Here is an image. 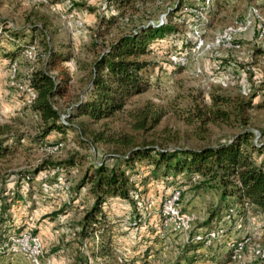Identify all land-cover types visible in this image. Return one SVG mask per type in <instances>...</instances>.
Listing matches in <instances>:
<instances>
[{"label": "rangeland", "instance_id": "obj_1", "mask_svg": "<svg viewBox=\"0 0 264 264\" xmlns=\"http://www.w3.org/2000/svg\"><path fill=\"white\" fill-rule=\"evenodd\" d=\"M202 2L134 0L121 10L109 5V0H0V125H8L13 138L20 137L22 143L14 154L0 159V196H10L7 213L13 222L0 242V264H31L20 252L24 244L20 239L25 233L42 242L40 264H131L146 247L151 250L146 257L148 264H174L190 239L206 229L219 235L212 240L214 249L204 243L199 252L211 257L232 241H244L240 261L231 264H264V260L254 259L253 254L257 247L264 248V212L249 210L238 216L220 203V192L199 191L194 184H172L150 178L142 186L140 182L148 179L151 171L144 162L127 168L139 192L133 195L134 205L113 199L103 208L106 219L115 226L110 255L97 256L98 236L94 232L84 236L81 233L80 223L93 203L91 183L81 182L94 165L104 163L110 167L116 154L129 151L130 146L120 140L127 137L132 145L145 142L167 149L215 146L242 132L233 115L237 98L245 100L255 94L252 103L264 104V55L253 56L255 47L264 49V40L246 37L238 41V47L205 52L197 59L200 73L192 59L185 67L170 61V55L184 52L190 46L187 21L195 17L193 10ZM180 3L181 9L174 13ZM250 4L263 8L264 0L206 3L209 13L205 38L211 40L224 27L241 19ZM170 12L179 35L175 39L156 40L149 47L150 53L144 59L153 62L155 68L150 75L151 88L146 93L130 99L124 113L105 124L79 118L75 120V130L64 134L50 132L42 147L31 144L30 139L42 135V123L28 99V80L31 73L42 68L47 46L55 52L69 53L71 58L65 64L71 79L69 92L55 99V106L67 115L72 105L87 95L90 67L98 55L120 36L139 26H153L161 16L168 19ZM114 15L118 16L117 21L107 24ZM15 32L18 39L12 42ZM31 46L35 53L32 58L24 53ZM16 47L20 51L14 61L3 56V52ZM236 69L244 71L241 81L236 79ZM218 97L230 102L215 105ZM147 106L163 114L160 122L152 130L133 129L136 121L131 115ZM217 108L231 112L233 117L227 121L212 120ZM247 115L253 141L264 144V106L248 110ZM93 132L113 137L117 143L93 142ZM80 134L93 144L94 154L80 140ZM58 141H62L58 151L45 149L44 145ZM254 157L258 162L264 161V152ZM27 175L32 179L30 182ZM174 189L182 190L180 214L194 217L183 232L174 230V221L165 224L160 213L164 199ZM64 205L68 209L59 213ZM195 264L213 263L202 260Z\"/></svg>", "mask_w": 264, "mask_h": 264}, {"label": "trees", "instance_id": "obj_2", "mask_svg": "<svg viewBox=\"0 0 264 264\" xmlns=\"http://www.w3.org/2000/svg\"><path fill=\"white\" fill-rule=\"evenodd\" d=\"M133 1L109 0L108 4L124 10ZM181 5V3L177 5L174 13L181 9ZM172 16L173 12L169 13L168 19L165 16V23L160 27H137L120 36L102 51L91 64L87 95L80 97L72 105L67 112L65 123L60 121L61 112L55 106V99L65 97L69 92L71 79L65 64L71 58L69 53L55 52L47 46L45 49L47 57L42 68L30 75V86L37 94L31 107L42 123V135L30 139L31 144L42 147L43 139L50 132L64 134L68 130H75V120L79 118H85L95 124L100 122L105 124L116 118L118 114L124 113L130 99L146 93L151 88L150 75L155 65L144 59L150 53L151 44L164 38H178L179 31L171 21ZM117 19L118 16L114 15L107 20V24H113ZM17 39L18 34L15 32L12 34V42ZM190 42L191 39L188 40V43ZM190 46L188 44V48ZM19 51L20 49L16 47L12 51L3 52V56L14 61ZM260 55H264V49L257 46L254 48L253 56ZM255 96L252 94L245 100L236 99L233 115L238 119L242 132L226 142L197 149H167L145 142L132 145V141L125 137L126 139L119 142L130 146L126 154H116L117 156L113 158L114 163L110 167L104 163L93 166L90 175L84 176L81 182L82 185L87 180L91 183L90 193L93 203L81 221L80 227L83 236L86 233L91 235L95 233L98 236L97 256H109L114 248L112 237L115 226L113 222L106 219L103 213L104 206L113 199H120L134 205L133 195L139 194L134 179H131L127 171V168H133L136 162H144L151 168L150 177L140 182L142 186L150 178L172 184H194L199 191L203 189L220 192V203L224 204L228 212L234 211L238 216H243L246 212L245 203L253 212H264V161L258 162L254 157L264 152V144L258 145L254 142V133L247 127L248 110L264 106V104L252 103ZM217 102L226 105L230 101L227 98L218 97L215 98L214 104L219 105ZM233 115L227 110L217 108L213 111L211 118L214 121H227ZM131 117L136 121L133 123V129L148 131L158 125L163 114L147 106L137 109ZM92 134L93 142L117 143L113 137H104L102 132ZM80 136L81 141L87 143L90 148L94 147L92 143H89V139L81 134ZM13 137L15 136L11 135L8 125H0V159L14 154L21 146V138ZM57 143L62 141L53 144ZM26 179L29 182L32 180L28 175ZM9 198V195L0 196V242L13 226L11 215L7 213L11 205V201L8 202ZM66 209L68 205H64L59 213L66 212ZM209 224V222L206 223L208 226ZM203 247V242L187 243L174 264H195L202 260H208L213 264L232 262L234 252L229 248V244L225 252L211 257L199 252ZM150 253V247H146L144 253L132 261L148 264L146 257Z\"/></svg>", "mask_w": 264, "mask_h": 264}, {"label": "built area", "instance_id": "obj_3", "mask_svg": "<svg viewBox=\"0 0 264 264\" xmlns=\"http://www.w3.org/2000/svg\"><path fill=\"white\" fill-rule=\"evenodd\" d=\"M203 1L200 7L193 10L195 13V17L191 20L187 21V26L190 31V39H191V46L190 48L184 50L179 54H172L170 55V61L173 65L178 67H185L189 64L190 59L194 61L196 65L197 71L200 73V69L197 67V59L201 57L205 52L210 51L215 48H232L238 47L240 44L238 41L242 40L243 38H250L256 41H263L264 40V7L261 8L257 5H248L246 7V11L241 19L234 21L231 25H228L222 29V31L216 33L211 40H207L205 38V29L207 25L206 16L208 15L209 9L207 8L206 3L208 4L211 0H199ZM165 23V17L161 16L159 20L153 25V27H160ZM33 47L28 48L24 51V53L32 58V54L34 53ZM35 55V53H34ZM244 71H238L236 69V79L241 81V78L244 76ZM239 82V81H238ZM240 83V82H239ZM27 93L28 99L31 104L34 103L36 100V92L30 86V80H28ZM66 115L61 114L60 121L65 123ZM46 146V150L50 152L58 151L62 143L57 144H50L44 145ZM44 149V148H43ZM91 151L94 154L95 148L91 147ZM181 189H174L168 197H166L162 203L160 213L162 217L165 219V224L169 223V221H174L175 227L174 230L178 232H183L190 227V223L193 221L194 217L192 215H181L180 214V199H181ZM245 211H249L250 207L248 204L245 203L244 205ZM240 219V218H239ZM239 222L242 221L238 220ZM241 225L238 224V228ZM263 232H264V225H263ZM219 233H214L213 231H205L203 233H199L195 235L190 242H203L206 246H211L212 240L217 238ZM23 248L20 250L22 251V255L26 257V259L31 264H40L41 257H42V242L40 238L36 236H31L29 233H25L22 235L20 242H23ZM204 244V245H205ZM245 242L244 241H232L229 243V248L233 249V257L232 262L235 263L240 261L241 253L244 250ZM15 252L19 251L17 249L14 250ZM254 259L256 260H264V248L257 247L254 250ZM229 263V264H231Z\"/></svg>", "mask_w": 264, "mask_h": 264}, {"label": "crops", "instance_id": "obj_4", "mask_svg": "<svg viewBox=\"0 0 264 264\" xmlns=\"http://www.w3.org/2000/svg\"><path fill=\"white\" fill-rule=\"evenodd\" d=\"M212 247H213V246H212ZM212 247H211V248H212ZM215 248H216V247H215ZM213 249H214V247H213ZM225 251H226V248H224V249H222V250H221V249H218L216 253H219V252H225Z\"/></svg>", "mask_w": 264, "mask_h": 264}]
</instances>
